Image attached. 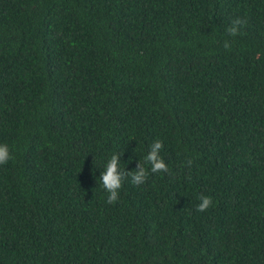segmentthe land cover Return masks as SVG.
<instances>
[{
	"label": "trees",
	"instance_id": "1",
	"mask_svg": "<svg viewBox=\"0 0 264 264\" xmlns=\"http://www.w3.org/2000/svg\"><path fill=\"white\" fill-rule=\"evenodd\" d=\"M0 145V264H264V0H0Z\"/></svg>",
	"mask_w": 264,
	"mask_h": 264
},
{
	"label": "clouds",
	"instance_id": "2",
	"mask_svg": "<svg viewBox=\"0 0 264 264\" xmlns=\"http://www.w3.org/2000/svg\"><path fill=\"white\" fill-rule=\"evenodd\" d=\"M246 23L245 20L235 19L232 21L231 26L227 29L228 35L235 37L240 34V28ZM225 49L231 47L229 41L224 42ZM163 149V143L159 140L154 142L150 146V151L146 156L145 160L151 165L152 173H168L170 174L169 168L161 157L160 153ZM12 159L9 148L7 145H0V165L7 164ZM120 156L112 155L106 164L105 171L102 172L100 181L103 188L107 192V203L115 204L119 201L120 190L122 189L125 181L130 178L131 183L135 186L144 184L148 178V172L144 168L141 162L137 165V169L134 171H125L120 168ZM192 160L187 161V165H192ZM200 203L197 206L198 212H205L213 205V200L209 196H201Z\"/></svg>",
	"mask_w": 264,
	"mask_h": 264
}]
</instances>
